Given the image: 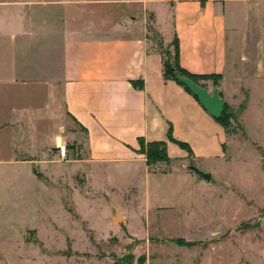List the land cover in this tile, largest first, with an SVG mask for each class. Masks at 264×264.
Wrapping results in <instances>:
<instances>
[{
	"label": "crops",
	"instance_id": "crops-1",
	"mask_svg": "<svg viewBox=\"0 0 264 264\" xmlns=\"http://www.w3.org/2000/svg\"><path fill=\"white\" fill-rule=\"evenodd\" d=\"M73 3L56 2L60 11L43 19L34 6L0 3V188L26 173L39 190L33 169L53 162L46 148L64 139L75 145L77 158L56 161L64 169L52 178L66 186L68 172L71 185L75 170L86 189L76 193L80 199L119 194L109 204L123 221L120 206L132 201L147 213L190 207L208 183L188 162L215 174L237 133L226 134L182 86L164 79L148 25L164 45L177 39L183 70L220 77L217 86L201 84L218 89L236 132L254 142L249 120L264 117V0H132L136 15L107 25L74 17ZM41 137L43 144L33 146ZM138 139L165 142L172 164L147 167ZM66 191L74 194L58 191L64 211Z\"/></svg>",
	"mask_w": 264,
	"mask_h": 264
},
{
	"label": "rangeland",
	"instance_id": "rangeland-1",
	"mask_svg": "<svg viewBox=\"0 0 264 264\" xmlns=\"http://www.w3.org/2000/svg\"><path fill=\"white\" fill-rule=\"evenodd\" d=\"M62 1L0 3L34 6L43 19L59 12L55 4ZM72 1L74 17L99 19L106 25L136 15L132 0ZM147 18L152 21L151 14ZM150 37L163 58L173 56V42L164 45L154 29ZM230 122L236 129L234 120ZM259 126L264 128V117L254 114L248 129L254 142L236 132L226 165L195 191L190 207L147 213L132 201L120 206L126 219L118 223L113 221L109 201L118 203L119 194L80 199L76 193L85 194L86 189L74 166L71 185L68 172L66 186L54 183L52 177L64 169L55 162L76 159L75 145L63 139V161L55 146L46 148L48 161L53 162L33 169L42 182L39 190L26 173L19 182L11 180L0 188V264H264V129ZM60 132L67 134L66 128ZM44 141L36 138L32 145L41 146ZM65 188L74 193L63 195L67 211L61 208L58 192L63 194Z\"/></svg>",
	"mask_w": 264,
	"mask_h": 264
},
{
	"label": "trees",
	"instance_id": "trees-1",
	"mask_svg": "<svg viewBox=\"0 0 264 264\" xmlns=\"http://www.w3.org/2000/svg\"><path fill=\"white\" fill-rule=\"evenodd\" d=\"M148 33L153 32V28L151 25H148ZM162 55V53H161ZM163 77L166 80H173L178 85L182 86L184 90H186L189 94L190 91L184 87L181 83L175 80L174 74L176 73L179 77L189 78L193 82L197 83L199 86L203 87L201 84L202 81H212L214 86L218 85V81L220 79L219 76L211 75V76H196L189 74L185 70H183L179 65V47L177 39L173 41V56L163 58ZM192 95V94H191ZM193 96V95H192ZM196 100L197 98L193 96ZM198 101V100H197ZM233 114L229 111L228 107L224 105V110L221 116L218 119H214L222 128L225 130L226 134H234L236 133V129L232 128L231 120L233 119ZM168 139L175 144H177L181 149L185 150L190 154V149L184 143L174 141L171 137L170 131H168ZM139 152L144 155L146 166L149 168H153L157 164H164L166 167L172 164V161L167 155L166 151V143L165 142H145L143 139H138ZM167 171L166 169L163 170Z\"/></svg>",
	"mask_w": 264,
	"mask_h": 264
},
{
	"label": "water",
	"instance_id": "water-1",
	"mask_svg": "<svg viewBox=\"0 0 264 264\" xmlns=\"http://www.w3.org/2000/svg\"><path fill=\"white\" fill-rule=\"evenodd\" d=\"M175 80L186 87L190 93L195 96L201 105V107L213 118L218 119L224 110V102L219 96L218 89L215 88L212 92L207 91L205 88L199 86L189 78L179 77L176 73L174 74ZM189 171L194 173L199 180L209 183L211 180V174L208 172H202L198 170L192 161L188 162L186 167ZM114 210V222L118 223L121 221L118 209L112 205Z\"/></svg>",
	"mask_w": 264,
	"mask_h": 264
},
{
	"label": "built area",
	"instance_id": "built-area-1",
	"mask_svg": "<svg viewBox=\"0 0 264 264\" xmlns=\"http://www.w3.org/2000/svg\"><path fill=\"white\" fill-rule=\"evenodd\" d=\"M57 157L63 161L66 159V147L65 146H59L57 147Z\"/></svg>",
	"mask_w": 264,
	"mask_h": 264
}]
</instances>
